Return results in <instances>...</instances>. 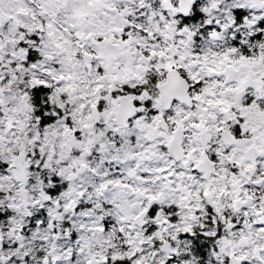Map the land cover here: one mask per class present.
Listing matches in <instances>:
<instances>
[{"label":"snow or ice","instance_id":"obj_1","mask_svg":"<svg viewBox=\"0 0 264 264\" xmlns=\"http://www.w3.org/2000/svg\"><path fill=\"white\" fill-rule=\"evenodd\" d=\"M0 264H264V0H0Z\"/></svg>","mask_w":264,"mask_h":264}]
</instances>
